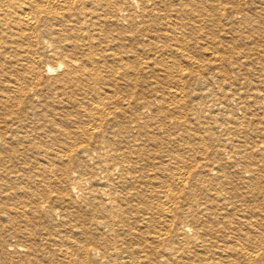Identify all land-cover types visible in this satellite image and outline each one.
I'll return each mask as SVG.
<instances>
[{"label":"bare ground","instance_id":"bare-ground-1","mask_svg":"<svg viewBox=\"0 0 264 264\" xmlns=\"http://www.w3.org/2000/svg\"><path fill=\"white\" fill-rule=\"evenodd\" d=\"M0 264H264V0H0Z\"/></svg>","mask_w":264,"mask_h":264}]
</instances>
